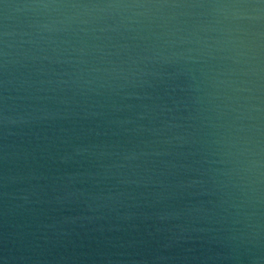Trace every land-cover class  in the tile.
Segmentation results:
<instances>
[{
    "label": "water",
    "instance_id": "water-1",
    "mask_svg": "<svg viewBox=\"0 0 264 264\" xmlns=\"http://www.w3.org/2000/svg\"><path fill=\"white\" fill-rule=\"evenodd\" d=\"M0 264H264V0H0Z\"/></svg>",
    "mask_w": 264,
    "mask_h": 264
}]
</instances>
